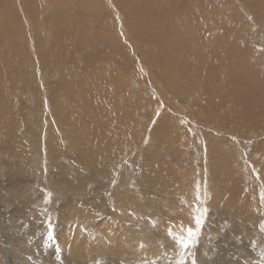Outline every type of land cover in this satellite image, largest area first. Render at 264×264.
Listing matches in <instances>:
<instances>
[{
    "label": "rangeland",
    "instance_id": "1",
    "mask_svg": "<svg viewBox=\"0 0 264 264\" xmlns=\"http://www.w3.org/2000/svg\"><path fill=\"white\" fill-rule=\"evenodd\" d=\"M0 264H264V0H0Z\"/></svg>",
    "mask_w": 264,
    "mask_h": 264
},
{
    "label": "snow or ice",
    "instance_id": "2",
    "mask_svg": "<svg viewBox=\"0 0 264 264\" xmlns=\"http://www.w3.org/2000/svg\"><path fill=\"white\" fill-rule=\"evenodd\" d=\"M195 222H196L197 225H200L201 224V218L200 217H196L195 218ZM194 235H195L194 230L191 227H189L187 229V236L186 237H183V236L177 237L178 242L180 243L181 247L184 248V249H187L190 246V244L192 242V237Z\"/></svg>",
    "mask_w": 264,
    "mask_h": 264
},
{
    "label": "bare ground",
    "instance_id": "3",
    "mask_svg": "<svg viewBox=\"0 0 264 264\" xmlns=\"http://www.w3.org/2000/svg\"><path fill=\"white\" fill-rule=\"evenodd\" d=\"M92 9H93V8H92ZM86 10H87V9H86ZM91 12H92V11H91ZM192 16H193V15H192ZM65 17H66V16H65ZM70 17H71V16H70ZM253 17H254V16H253ZM64 19H65V18H63V20H64ZM67 19H68V18H67ZM67 21H68V20H67ZM69 21H70V20H69ZM69 21H68V22H69ZM68 22H67V23H68ZM65 23H66V22H65ZM69 24H70V23H69ZM72 24H73V22H72ZM69 28H70V27H69ZM72 29H73V28H72ZM212 29H213V28H212ZM73 30H74V29H73ZM82 37H83V36H82ZM226 38H227V37H226ZM226 38H224V39H226ZM217 40H218V39H217ZM207 41H208V40H207ZM216 42H217V41H216ZM211 44H212V43H211ZM199 65H200V64H199ZM100 69H101V68H100ZM258 86H260V85H258ZM252 89H253V88H252ZM252 91H253V90H252ZM254 91H255V90H254ZM254 91H253V92H254ZM258 92H259V91H258ZM259 93H260V92H259ZM87 96H89V95H87ZM91 96H92V94H91ZM93 97H94V94H93ZM88 98H89V97H88ZM91 99H92V98H91ZM91 99H89V100H91ZM94 99H95V98H93V100H94ZM97 99H98V96H97ZM101 99H102V97H101ZM105 99H106V98H105ZM87 100H88V99H87ZM99 100H100V97H99ZM109 101H110V100H109ZM87 103H88V102H87ZM87 103H86V104H87ZM95 104H96V103H95ZM98 104L100 105V102H98ZM88 106H90V103L88 104ZM88 106H86V108H87ZM96 106H98V105H96ZM114 106H116V105L114 104ZM120 106H123V105H120ZM91 107H92V106H91ZM116 107H117V106H116ZM116 107H115V108H116ZM123 107H124V106H123ZM92 108H94V107H92ZM110 108H111V107H110ZM121 108H122V107H120V108H118V109H116V110H115V109L113 110L112 108H111V109H108V110L111 111V112H110V111L108 112V115L111 117L112 114H113L114 112H116V111H120ZM153 110H154V109H153ZM94 112H95V111H94ZM90 114H91V113H90ZM94 116L96 117V113L93 114V117H94ZM31 117H32V116H31ZM89 119H90V118H89ZM96 119H97V118H96ZM99 124H100V123H99ZM102 124H103V123H102ZM100 125H101V124H100ZM98 126H99V125H98ZM101 126H102V125H101ZM110 129H111V125H110ZM108 132H109V131H108ZM103 133H104V132H103ZM105 134H106V133H105ZM109 135H110V134H109ZM109 135H108L107 137H109ZM145 135H146V134H145ZM103 137H104V136H103ZM105 138H106V137H105ZM54 140H55V139H54ZM57 141H58V140H57ZM59 141H60V140H59ZM91 141H92V140H91ZM46 142H47V141H46ZM104 142H105V141H103L102 144H104ZM106 142H107V141H106ZM57 144H59V143H57ZM93 144H94V143H93ZM91 147H93V146H91ZM100 147H101V146H100ZM94 149H95V148H94ZM100 150H101V149H100ZM115 160H118V158L115 159ZM111 166H112V165H111ZM120 183H121V182H120ZM122 184H123V183H122ZM123 186H124V185H123ZM183 230H184V229H183ZM204 233H205V232H204ZM159 243H160V242H159ZM155 246H156V245H155ZM147 247H148V246H147ZM162 248H163V247H162Z\"/></svg>",
    "mask_w": 264,
    "mask_h": 264
}]
</instances>
